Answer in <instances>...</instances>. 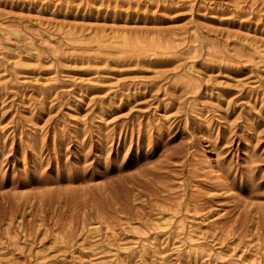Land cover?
I'll return each mask as SVG.
<instances>
[{
    "label": "rangeland",
    "instance_id": "rangeland-1",
    "mask_svg": "<svg viewBox=\"0 0 264 264\" xmlns=\"http://www.w3.org/2000/svg\"><path fill=\"white\" fill-rule=\"evenodd\" d=\"M0 264H264V0H0Z\"/></svg>",
    "mask_w": 264,
    "mask_h": 264
},
{
    "label": "bare ground",
    "instance_id": "bare-ground-1",
    "mask_svg": "<svg viewBox=\"0 0 264 264\" xmlns=\"http://www.w3.org/2000/svg\"><path fill=\"white\" fill-rule=\"evenodd\" d=\"M214 153V152H213ZM214 155V154H213ZM212 158L211 157H208L207 158V162H208V166L210 167V169L211 170H213V172H214V169H213V166H214V162L211 160ZM215 168V167H214ZM210 170V171H211ZM217 173V172H216ZM207 255H209V254H207ZM203 256V255H202ZM226 258V257H225Z\"/></svg>",
    "mask_w": 264,
    "mask_h": 264
}]
</instances>
